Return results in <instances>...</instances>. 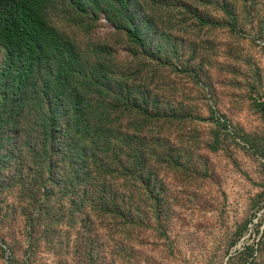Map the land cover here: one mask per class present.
<instances>
[{
  "label": "rangeland",
  "instance_id": "374dc122",
  "mask_svg": "<svg viewBox=\"0 0 264 264\" xmlns=\"http://www.w3.org/2000/svg\"><path fill=\"white\" fill-rule=\"evenodd\" d=\"M145 4L138 85L170 115L144 142L155 174L144 185L112 170L103 198L59 194L34 220L0 191V264H264V0ZM91 36L126 57L106 20Z\"/></svg>",
  "mask_w": 264,
  "mask_h": 264
},
{
  "label": "trees",
  "instance_id": "16d2710c",
  "mask_svg": "<svg viewBox=\"0 0 264 264\" xmlns=\"http://www.w3.org/2000/svg\"><path fill=\"white\" fill-rule=\"evenodd\" d=\"M60 17L77 30H60ZM151 17L145 0H0V191L30 219L59 194L103 198L112 170L144 185L155 174L144 142L170 115L138 85L152 59ZM102 19L122 36L124 60L92 38Z\"/></svg>",
  "mask_w": 264,
  "mask_h": 264
}]
</instances>
